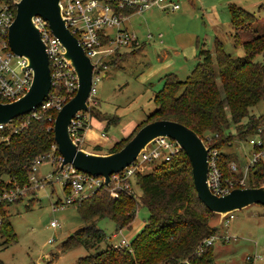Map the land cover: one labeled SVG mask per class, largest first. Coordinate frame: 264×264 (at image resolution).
<instances>
[{"label":"trees","instance_id":"obj_1","mask_svg":"<svg viewBox=\"0 0 264 264\" xmlns=\"http://www.w3.org/2000/svg\"><path fill=\"white\" fill-rule=\"evenodd\" d=\"M227 10L230 35L235 44L241 45L243 55L232 57L217 38H214L212 50L201 46L200 60L186 79L179 80L174 73L164 75L161 89L153 96L155 108L128 135L114 142L108 153L120 150L143 125L171 120L194 131L208 147L217 148L220 166L227 176L230 175L229 164L237 160L236 156L220 149L230 145L235 136L246 139L258 126L264 125V114L255 116L249 111L264 99V61H254L257 54L264 55V32L241 40V33L252 29L257 17L234 3L228 4ZM139 49L141 47L128 52ZM96 107H91L90 116L105 120ZM56 114L53 108L39 110L37 117L24 114L12 120L23 122L16 133L0 130V195L9 187L29 183L35 159L45 161L46 156L58 154L53 133ZM116 119L107 122L114 123ZM231 125L236 130L235 135L229 132ZM4 135H9L8 141L1 140ZM94 149L99 150V146ZM57 172L58 167L54 166L52 173ZM236 175L241 176L242 171ZM136 178L141 191L138 198L132 191L118 190L112 195L106 188L84 198L77 205V211L86 225L68 236L62 248L87 245L90 238L99 241L102 232L91 224L95 218L113 221L117 230L129 228L137 205H142L149 215L141 231L130 241V250L108 244L79 257L76 264H211L214 259L212 245L204 246L202 242L216 232L210 224L215 213L197 197L186 154L179 150L169 160L137 174ZM261 184H264V160L249 168L247 176V187ZM63 191L70 194L67 185H63ZM4 207L8 204L0 203V244L3 248L16 238Z\"/></svg>","mask_w":264,"mask_h":264},{"label":"rangeland","instance_id":"obj_2","mask_svg":"<svg viewBox=\"0 0 264 264\" xmlns=\"http://www.w3.org/2000/svg\"><path fill=\"white\" fill-rule=\"evenodd\" d=\"M177 1L180 8L175 11L152 8L128 15L124 27L142 40L147 35L151 38L144 44V49L130 53L119 50L108 59V68L106 73L99 75L95 93L98 100L96 108L106 119L91 117L89 127L91 141L102 147L95 150L86 140L81 145L86 152L107 154L114 142L129 133L155 108L153 96L161 89L163 76L174 73L179 80H185L200 60L198 52L201 46L212 50L214 37L222 42L225 52L232 57L243 55L241 45L235 44L230 35L228 4L239 5L257 17L252 29L241 33V40L264 32V0ZM254 61H264V55L257 54ZM68 100L66 98V102ZM92 109L89 108V114ZM249 111L255 116L263 115L264 99ZM112 118H117L116 122L108 123ZM229 132L235 135L233 125L229 127ZM250 139L258 137L251 134L241 140L235 136L231 144L220 151L232 153L237 159L234 162L242 167L252 156ZM57 155L52 156L56 158ZM54 163L56 165L57 162ZM54 165L46 159L30 173L42 180V186L36 187L35 182L29 181L23 186L9 187V193L0 198L1 205L8 204L4 208L16 234L14 242L4 248L0 244V264H76L79 257L92 254L108 244L118 243L122 238L130 242L145 225L149 212L146 207L137 205L129 228L119 233L113 221L95 218L91 224L102 232L99 241L90 238L87 245L82 243L63 249V241L86 224L79 217L78 204L55 207L56 201L63 199L65 193L62 181L56 179L57 174L52 173ZM130 184L132 193L138 198L141 191L136 175L130 177ZM233 215L234 218L227 224L222 222L221 215L217 213L210 219L217 235H229L231 238L229 242H214L211 264H248L247 257L253 254H260V263L264 264V207L251 204L234 211ZM51 221H56L59 226L51 227Z\"/></svg>","mask_w":264,"mask_h":264},{"label":"built area","instance_id":"obj_3","mask_svg":"<svg viewBox=\"0 0 264 264\" xmlns=\"http://www.w3.org/2000/svg\"><path fill=\"white\" fill-rule=\"evenodd\" d=\"M17 1L19 0H0V102H11L23 96L29 90L33 77L32 69L27 66L26 58L14 55L7 42L9 27L16 13L15 2ZM60 7L66 27L76 37L93 65L91 89L87 100L88 110L77 112L68 127L72 141L76 143L78 148H81L85 142L84 132L90 126L89 108L98 104L95 97L96 83L99 75L103 72L106 73L109 65L108 59L119 50L140 48L151 38L150 35H147L145 40H142L133 31L125 28L124 22L128 15L134 12L141 13L152 8L175 11L180 8V4L177 0H60ZM33 23L45 45L51 76V89L46 100L38 109L30 112L32 116L37 117L39 110L53 108L58 111L66 103V98L71 99L77 91L78 76L64 58V48L59 39L52 33L47 21L35 16ZM22 124L21 120H18V123L11 120L7 124H0V130L7 129L9 133H16ZM254 134L258 139L249 140L253 148L251 158L241 167V170L232 161L229 164L230 175L228 176L220 166L219 150L209 147L207 183L213 194L222 196L234 188L247 187L249 168L259 160H264V125L258 126ZM101 135L105 136L104 133ZM1 140L8 141L9 135L2 136ZM206 140L209 141V138ZM202 141L207 146L205 141ZM179 150L181 148L175 140L168 137H158L150 142L131 164L121 171L111 174L108 185H105L102 176L78 171L69 164L63 165L59 170L62 157L57 155L55 158L52 156L53 154H50L45 159H48L52 164L54 161L57 162V165H54L58 167L57 175L55 174L56 179L61 180L62 184L67 185L70 189V194H65L63 199L55 203V207L63 208L64 205L79 204L84 198L103 188L108 189L112 195H116L118 190L132 191L130 177L145 173L156 164L169 160ZM41 162H43V158L35 159L31 166V172ZM240 171H242V175L237 176L236 173ZM29 181L35 182L36 187L42 186V180L36 179L35 176L30 175ZM8 193L9 191L3 192L0 198L5 197ZM233 218V212H229L222 217V222L227 224ZM50 226L57 228L59 224L56 221H51ZM121 231L118 229L119 233ZM230 239L229 235L218 236L213 234L205 238L202 243L204 246H211L216 240L229 242ZM113 245L130 250V242L124 238ZM261 260L260 254L247 257L248 264H261Z\"/></svg>","mask_w":264,"mask_h":264},{"label":"water","instance_id":"obj_4","mask_svg":"<svg viewBox=\"0 0 264 264\" xmlns=\"http://www.w3.org/2000/svg\"><path fill=\"white\" fill-rule=\"evenodd\" d=\"M15 7V17L7 36L8 46L14 55L26 58L33 77L29 90L23 96L11 102H0V124H7L18 116L38 109L51 89L45 45L33 23V17L39 16L47 21L52 33L59 39L64 48V58L78 76L76 93L57 111L53 124L56 149L62 157L59 170L69 164L78 171L102 176L105 185H108L109 176L131 164L150 142L158 137H168L175 140L188 157L197 197L213 213L223 217L251 204L264 206V184L234 188L222 196L213 194L207 183L209 147L194 131L171 120H156L143 125L116 152L98 155L78 148L69 135L68 127L77 112L88 108L93 65L66 27L60 0H19L15 2Z\"/></svg>","mask_w":264,"mask_h":264},{"label":"crops","instance_id":"obj_5","mask_svg":"<svg viewBox=\"0 0 264 264\" xmlns=\"http://www.w3.org/2000/svg\"><path fill=\"white\" fill-rule=\"evenodd\" d=\"M256 5H258V4H256ZM262 5V4H261ZM229 22H230V19H229ZM230 26H231V24H230ZM126 28V27H125ZM215 38V37H214ZM148 41V40H147ZM145 45H146V42L144 43ZM145 45H143L142 47H141V49H144L145 48ZM126 51H129V50H127V49H125ZM143 51V50H142ZM90 123H91V120H90ZM136 126V125H135ZM134 126V127H135ZM90 127V126H89ZM134 127H133V129H134ZM89 129V128H88ZM86 130L85 132H84V139H85V141L87 140V144L88 145H90V146H92V148H94L95 146H101V145H98V144H94L91 140H92V137H91V134H90V129L89 130ZM132 129V130H133ZM131 130V131H132ZM130 131V132H131ZM129 132V133H130ZM129 133H127L126 135H128ZM125 135V136H126ZM102 147V146H101ZM61 199H58L57 201H60ZM56 201V202H57ZM215 234L217 235V233L215 232ZM219 236V235H218ZM220 236H223V234L222 235H220ZM248 256H251V255H248ZM248 262V261H247Z\"/></svg>","mask_w":264,"mask_h":264}]
</instances>
